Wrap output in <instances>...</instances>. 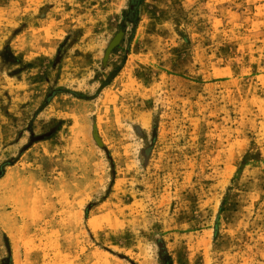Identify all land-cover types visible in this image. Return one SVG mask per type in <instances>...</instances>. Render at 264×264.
I'll list each match as a JSON object with an SVG mask.
<instances>
[{
  "label": "rangeland",
  "instance_id": "374dc122",
  "mask_svg": "<svg viewBox=\"0 0 264 264\" xmlns=\"http://www.w3.org/2000/svg\"><path fill=\"white\" fill-rule=\"evenodd\" d=\"M128 10L0 0V264H264V0Z\"/></svg>",
  "mask_w": 264,
  "mask_h": 264
},
{
  "label": "trees",
  "instance_id": "16d2710c",
  "mask_svg": "<svg viewBox=\"0 0 264 264\" xmlns=\"http://www.w3.org/2000/svg\"><path fill=\"white\" fill-rule=\"evenodd\" d=\"M142 2L143 0H129V10L125 17L133 25L137 23V9ZM161 264H172L170 257L166 253L161 255Z\"/></svg>",
  "mask_w": 264,
  "mask_h": 264
},
{
  "label": "water",
  "instance_id": "95a60500",
  "mask_svg": "<svg viewBox=\"0 0 264 264\" xmlns=\"http://www.w3.org/2000/svg\"><path fill=\"white\" fill-rule=\"evenodd\" d=\"M122 38H123V34L122 33H118L115 36V38L111 41V43L109 44V46H108V48H107V50L105 52V58L104 59H106L108 54H109V52L121 42Z\"/></svg>",
  "mask_w": 264,
  "mask_h": 264
}]
</instances>
